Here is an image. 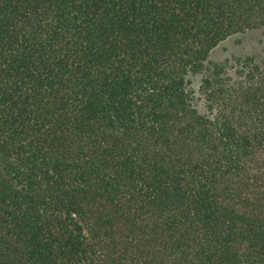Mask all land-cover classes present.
Returning a JSON list of instances; mask_svg holds the SVG:
<instances>
[{"label":"trees","instance_id":"16d2710c","mask_svg":"<svg viewBox=\"0 0 264 264\" xmlns=\"http://www.w3.org/2000/svg\"><path fill=\"white\" fill-rule=\"evenodd\" d=\"M257 31L264 0H0V264H264V57L209 62Z\"/></svg>","mask_w":264,"mask_h":264},{"label":"rangeland","instance_id":"374dc122","mask_svg":"<svg viewBox=\"0 0 264 264\" xmlns=\"http://www.w3.org/2000/svg\"><path fill=\"white\" fill-rule=\"evenodd\" d=\"M264 31H257L253 33H246L233 36L221 43L211 54L209 58L210 63L216 62H234L239 57L257 56L262 59L264 45ZM190 90L194 97L196 106L202 113H205L204 100L201 92V76L195 75L191 77Z\"/></svg>","mask_w":264,"mask_h":264}]
</instances>
